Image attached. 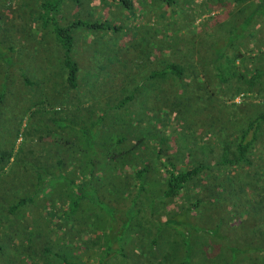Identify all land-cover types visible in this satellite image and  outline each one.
I'll list each match as a JSON object with an SVG mask.
<instances>
[{
  "label": "trees",
  "instance_id": "obj_1",
  "mask_svg": "<svg viewBox=\"0 0 264 264\" xmlns=\"http://www.w3.org/2000/svg\"><path fill=\"white\" fill-rule=\"evenodd\" d=\"M90 1L0 0V258L264 264V0Z\"/></svg>",
  "mask_w": 264,
  "mask_h": 264
},
{
  "label": "rangeland",
  "instance_id": "obj_2",
  "mask_svg": "<svg viewBox=\"0 0 264 264\" xmlns=\"http://www.w3.org/2000/svg\"><path fill=\"white\" fill-rule=\"evenodd\" d=\"M198 3H203L202 0H198ZM92 5L91 1L90 0H87V7H90ZM0 6H2V4H0ZM192 7H194V4L192 5ZM197 7V5L195 6ZM194 7V8H195ZM6 12V15H9V14H12L11 10H5ZM199 11L197 10V13ZM12 21V20H11ZM17 22L21 23V21L19 19L16 20ZM130 38H126V43L130 44L132 40H129ZM188 39V38H187ZM186 39V40H187ZM115 42V41H114ZM178 43H180V45L186 47L187 46V43L183 42L182 39H180L178 41ZM118 45V44H117ZM95 55L94 52H91L88 51V53L86 55H90L92 56ZM25 225H20L18 226V228L16 229V231H14L13 233V237L14 235L18 234L19 232L17 230H21V231H24L25 229ZM49 231V232H52V228L49 227V228H46L45 227H39V226H36V227H33L32 228V233L29 234V243H25V244H18V242L16 243V240L15 238L12 237L11 241L15 240L14 242L16 243V246H12L13 248L12 249H8V251L6 252L5 256L3 258H0V264H39V257L37 256L36 258V261H32L30 259V255L31 252L30 251H33V252H37L39 253L40 252V247L43 246L44 242L46 247H51L52 248V251H56L58 247H56V245H54V242L53 239L50 240V245L49 244V240H48V237H46V235H44V231ZM29 233V232H28ZM53 233L56 234V227L53 228ZM58 233V232H57ZM75 236H78V231L76 232V235ZM49 238H52L51 235H49ZM48 242V243H47ZM10 255H14V256H10ZM10 257V258H9ZM60 264V263H59Z\"/></svg>",
  "mask_w": 264,
  "mask_h": 264
}]
</instances>
